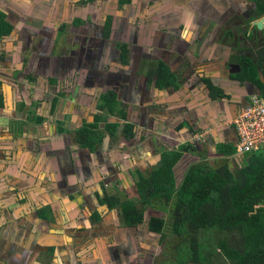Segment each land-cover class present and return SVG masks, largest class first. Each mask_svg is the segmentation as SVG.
Listing matches in <instances>:
<instances>
[{
	"label": "crops",
	"instance_id": "crops-1",
	"mask_svg": "<svg viewBox=\"0 0 264 264\" xmlns=\"http://www.w3.org/2000/svg\"><path fill=\"white\" fill-rule=\"evenodd\" d=\"M19 1L28 2L26 9L30 11L22 14L31 21V25L29 29H25L23 23V30L15 31L7 18L13 28L8 36L0 38V53L4 54V58L0 59V75L6 74L10 68L19 75L22 72L26 75L23 77L29 85L23 99H34L32 92L42 98L43 91L52 96L50 92L56 85L65 84L67 87L76 81L72 86V100L68 102L64 98L60 103L59 118L65 121L67 119V125L78 131L98 123L102 139L92 147L82 146L79 140H73L75 135H69L68 141H65V134L61 133L63 131L58 129L59 133H54L51 124L43 123L37 127L39 130L45 126L46 129L40 130L42 143L37 150L30 137L20 132L22 126L30 124L25 115L18 116V113L25 114L24 110L10 114L16 119L8 120L5 116H0V155H6V159L0 160V264H178L181 257L177 241L180 239L168 230V223L161 234L150 232L149 222L154 215L147 217L145 214V222L137 227L126 226L123 216L122 222L116 223L115 216L121 206H112L108 199L113 197L118 202L119 198L123 200L122 197H140L137 177L131 170L135 165L149 167L148 164L151 163L134 158V150L117 147L112 142V135L107 133V124L119 125L113 133L118 132L115 140H120L122 145L130 143L136 138L137 130L144 128L142 134L157 141L156 148L159 152L156 157L161 156L160 161L157 158L158 166L164 153H161L164 144L159 140L157 131L160 127L155 122L145 126L144 122L149 111V100L154 97L152 90L159 93L172 88L175 94L185 96L186 100L182 107L170 105L163 114L176 116L175 119L172 118L175 122H181L182 117L188 118L179 127L181 140H176L173 148L168 151L182 150L183 144L193 143L192 137L206 134L209 135L208 138H212L210 142L205 140L206 143L202 146L198 142L193 144L184 153L173 171L177 185L183 183L186 177L184 174L191 166H205V162L210 167L215 166V161L221 157L217 154V147L223 143L237 144L238 135L233 121L247 105V99L256 92L254 86L240 78L241 57L236 63L239 69L234 74L229 73L231 79L228 82L234 88L231 98L223 94L219 84H215L214 79L219 80L226 71L225 64L228 62L221 55V50L227 49L222 48L221 36L235 38L239 56L250 48V41L255 53L253 56H256V51L263 45L260 40L264 36V26L262 30H256L255 27L256 32L249 29L243 31L242 26L260 20L264 25V0ZM6 7L7 5L0 7L5 15L15 14L13 9ZM116 14H139V17L147 21L138 28L132 17L126 18L125 15L123 28L127 30V34L125 41L120 38L121 48L117 50L121 51L124 46L127 50L126 57L122 51L117 55L107 48L103 56L106 55L108 59L101 56L100 61L95 59L92 63L88 58H81L80 62H83L77 66L78 70L75 68L69 72L64 67L67 63L60 56L52 57L46 52L50 48L54 50L55 39L61 33L55 29L59 23L91 25L93 32L90 35L98 40L104 16L107 18L105 26L109 36L104 39L110 40V45L115 39L112 35L115 33V21L112 18H116ZM237 15L239 20L233 23L235 31L230 29L231 25L228 29L223 27V23L236 19ZM80 19L85 22H78L82 21ZM75 33L79 34L77 30ZM244 33L246 38L243 37ZM135 34H140L137 36L139 45H142L139 50H135L139 47L137 45L130 48L128 37L137 43L133 37ZM249 34L252 35L250 39ZM50 44L52 47L47 46ZM168 53L169 59L166 56ZM162 66L169 69L176 85L158 86V71ZM197 73L200 75L197 76ZM258 73L263 78L261 73H264V65ZM188 76L190 77L187 78ZM0 82L3 83L1 80ZM62 91L65 88L58 89V93L51 99L52 113L59 104L58 98ZM0 94L3 97L1 114L6 108V102L5 95ZM14 97L16 102L20 100L18 96ZM90 99L100 100V112L97 110L99 114H96V101L92 104L91 111L89 110ZM64 111L70 112L71 118L63 114ZM45 113L47 114V109ZM124 115L127 116L124 118ZM46 117L44 116V121ZM97 117L104 119L99 123L96 121ZM128 119L132 122L126 125H131L134 129V136L131 138L127 137V133L120 132L127 129L122 123ZM9 123L12 133L7 134L4 130L9 128L3 127L10 126ZM236 155L238 153L227 160L240 166L242 161L236 162ZM225 164L228 168L226 162ZM178 172H182V175ZM150 175L151 171L143 174L147 178ZM150 206L155 205H147ZM257 206L260 207L257 211L264 212L261 209L264 204ZM86 212L91 213L90 220ZM215 217L220 222L214 226H231L227 221V214L216 213ZM111 223L115 226L108 225ZM168 239L173 240L175 246H166L168 242H164ZM155 246L158 248L155 249ZM7 253H11V260Z\"/></svg>",
	"mask_w": 264,
	"mask_h": 264
},
{
	"label": "trees",
	"instance_id": "trees-1",
	"mask_svg": "<svg viewBox=\"0 0 264 264\" xmlns=\"http://www.w3.org/2000/svg\"><path fill=\"white\" fill-rule=\"evenodd\" d=\"M12 28L5 13L0 11V38L8 36ZM121 51L126 57L127 50L124 46ZM255 57L257 65L249 58L240 60V78L254 86L255 93L264 99V73H261L263 78L258 79L254 71V69H261L264 65V47L256 51ZM157 84L159 87L176 85L167 67L162 66L158 71ZM2 98L0 94V107L3 105ZM246 104V107L250 105L248 99ZM112 113H114L113 105ZM126 116L124 115V118ZM103 119V117H97L96 121L100 123ZM107 125L106 130L112 133L118 129L117 124ZM126 128L127 137H133V126L126 125ZM77 132V140L82 146L92 147L100 143L102 139V131L99 130L98 123L83 127ZM191 147L190 144L180 151H166L162 154V161L151 175L148 178L141 176L138 181L141 203L127 200L120 203L119 201L118 205L121 206V214L126 226L142 225L145 222L147 205H155L163 208L164 212H169L171 217L169 220L151 218L150 232L161 234L163 230H166L168 223V230L172 232V235L183 239L181 246H177L181 257L178 264H189L191 259L196 264H264V233L250 232L242 254L234 249H222L225 241L220 240L222 241L220 246L216 247L224 251L220 253L213 249L210 250V256H206L203 249L205 245L201 242L205 239L206 233L217 227L214 225L220 222L215 220L211 223L209 215L214 210L227 214L228 220L235 218L242 222L247 218L248 226L251 225L252 218L264 222V212L257 211L260 208L257 205L264 204V146L258 151L246 152L240 166L233 164V175L225 167V161L237 153V144H220L217 147V154L221 157L215 161V168L211 169L210 166L205 168L202 164H195L188 170L183 183L178 186L173 171L184 153ZM109 202L112 206L117 205L115 202ZM261 209L264 210V206ZM188 237L192 240L189 241Z\"/></svg>",
	"mask_w": 264,
	"mask_h": 264
},
{
	"label": "rangeland",
	"instance_id": "rangeland-1",
	"mask_svg": "<svg viewBox=\"0 0 264 264\" xmlns=\"http://www.w3.org/2000/svg\"><path fill=\"white\" fill-rule=\"evenodd\" d=\"M25 2L28 3L27 1H25ZM26 3L19 1V0H0V7L2 6V8H4L7 5L6 8L13 9L15 12V14L14 13H6L8 15V16L6 15V19L7 18L10 19L13 27H15V31H19L20 29L23 30V23H24L25 29H29V25H31V21L27 20L26 17L23 15V14H26L30 11L29 9H26V8H28V7H26ZM111 7L112 6L109 7V11H111ZM2 8L0 9V11L2 13H5L4 11H2ZM125 15H126V18L132 17L134 25L135 26L138 25V28L140 25L142 26L143 23L146 24V22H147L144 18L139 17L138 16L139 14H116L117 17L112 18V21L113 22L115 21V23H113V25L115 26V28H114L115 33L112 34L115 39L110 43V45H109L110 40L104 39V38L107 39V37H109L108 36V29H106V26H105V23H107V20H106L107 18H105V16H104L103 21L100 25V29H99L100 31H99L98 37H97V38H99L98 40H95L90 35V32L91 33L93 32V28L91 25L90 26H88V25L75 26L77 24H75L74 22L71 25L70 24L65 25V23H59L57 25V27H55V29H57L61 33H59V36L56 37V39H55L56 43L54 45V50L53 51L51 50L50 47H52V44H50V45H47V46H50L49 47L50 49H47L46 52L49 54V56L52 55V57L60 56L62 58L63 62L67 63L66 66H64V67H67V71H69V72L74 71L75 68H76V71L78 70L77 66L81 65L83 62V61L80 62L81 58L82 59L88 58V59H90V62H92V63L95 59H97V61H100L101 56H102V58L106 59L107 56L106 55L103 56V55L105 54L104 51H106L107 48L111 49L113 52H115L117 55H119V53L121 51H118L117 49L121 48L120 42L125 41L124 38L127 34L126 33L127 30L125 28H123ZM80 20H82V19H80ZM238 20H239V15H237L236 19H232L226 23H223V27L226 29L232 27L230 29L235 31L236 29H233L234 28L233 23H237ZM10 21H8V22H10ZM78 22L84 23L85 21L82 20V21H78ZM125 25H127V22L125 23ZM263 26L264 25H262V27ZM242 29H243V31L249 29L252 32H256L255 29L251 28L250 26H248V27L242 26ZM76 30L79 34L75 33ZM62 31H63V33H62ZM224 32L225 31H223V34H224ZM26 34H28V32H26ZM137 36H140V34H138V35L135 34V36H133L137 40V43L136 42L134 43V40H132L130 37H128V39L131 43L130 48H134V47H132L133 45L139 46L135 50H139L140 46H142V45H139L140 41L138 40ZM120 38H122L121 41H120ZM221 39H222V43H221L222 48H225V47L227 48V49L221 50V55L223 57L227 58L228 62H226V64H225L227 67V68H225L226 71L224 73H222V75L219 77V80L214 79V81H215V84L220 85V87L222 88L223 94L229 95V97L231 98V96L233 95L234 88H233V85L230 82H228V80L231 79L229 76V73L234 74V72H236L239 69L237 66L238 59L241 57L240 60L242 61L244 58H249V59H251V61L255 65H257V63H256L255 56H253V55H255V53H254V51H252V46H250V41L248 43L250 48H248L246 50V52H243L242 56H239V51H237V45L235 43V38L231 39V38H228L227 36H221ZM262 39L264 40V36ZM104 46H106V48ZM114 46H116V48L113 49ZM245 46H247L246 43H245ZM41 52L45 53L44 50H41ZM134 52H136V51H134ZM35 53H40V52H35ZM236 55H238L239 57H237ZM166 56L168 57V59L170 58L169 53ZM3 58H4V54L0 53V59H3ZM10 58L11 57L9 56V59ZM5 60L6 59H4L3 61L6 62ZM166 60H167V58H166ZM75 61H77L76 64H75ZM107 61H110V60H107ZM10 64H12V63H10ZM14 64L15 63L13 62V65ZM83 64L86 65V63H83ZM87 66L89 67L88 64H87ZM1 67L2 66L0 65V70H1ZM85 70H88V69H85ZM254 71L257 75V78H260L259 73H258L259 68L254 69ZM16 73L17 72L14 69L10 68L6 74L0 75V80L3 81V83L0 82V93L5 95V102H6V108L0 114V116L1 115L5 116L4 118H7L8 120L12 119V118L16 119V118H14L15 116L11 117L10 114L15 113V112L17 113L19 111L21 112L22 110H24V112H26V113L25 114H19L18 113V116L21 117V116L25 115L28 118L27 122L30 124L22 126L20 132H22L21 134H23L24 136L30 137V140L33 142V145L36 146L35 149H37V150L39 149V146L42 143L41 137L39 135L41 133L40 130L46 131V129H44L45 126H44V128L41 127L39 130L37 129V127L43 125V123L46 125L51 124L52 125L51 130L54 133H59L58 129L62 128L64 131L62 130L63 132H61V133L65 134V136H64L65 141H68L69 135H75V136H73V140L74 141L77 140L78 129L75 127H70V125L68 126L67 125V123H68L67 119H66V121H67V123H66L65 120H63L62 118H59L60 117L59 108L61 107L60 103L64 100V98H66L68 102H70L72 100V98H73L72 97V95H73L72 94L73 93L72 86H73V83H76V81H73L72 85L68 84L67 87L65 84L56 85V87L54 88L55 91L53 90L52 92H50V93H52V96L47 95V93L45 91H43L44 96L42 98L41 95L35 94V92H32L31 95L34 97V99H32V98L23 99L26 97L24 93L27 92L29 83L26 81V79H24V77H26V75L23 72L21 73V75H19L18 73L16 74ZM199 75H200V73H197V76H199ZM58 77L61 79L60 74L58 75ZM189 77L190 76H188L187 78H189ZM3 78L4 79L7 78L9 80L6 81V80H3ZM153 80H154V77H153ZM149 84L152 85L153 83H149ZM188 84H190V83H188ZM64 88H65V91H62L61 96L58 98L59 104H58V106H56L55 110L52 113L50 111L51 99L55 96L56 93H58V89H64ZM38 89H39V87H38ZM62 93H63V95H62ZM152 93H153L154 97H153V99L151 98L149 100V104H150L149 109H148L149 111L147 112L146 122H144V123H145V126L149 125V124L151 125L152 122H155V124H159L160 129L157 130L159 132V135H160L159 140L164 144L163 145L164 150L161 153H163V152L165 153L166 151L173 148V146H174L173 144L176 143V140L177 141L181 140L182 133H180L179 127L181 125H183L182 122L184 121V119H187L188 117H182L181 122H175V121H173L172 118L175 119L176 116L168 115V114L165 115L163 113L167 110V108H169L170 105H174L176 107L177 106L182 107L183 101L186 100V98H185V96H182V95L179 96V93L175 94V92L172 88H169L166 92L164 91V92H159V93H157V92L155 93V91L153 92V90H152ZM14 95L18 96L20 98V100L18 102H16L17 99L14 97ZM49 96L51 98H48ZM36 97H41V99H36ZM90 101L91 102L89 104V107H90L89 110L91 111L92 104H94V102L96 101V106H95L96 114H99L100 111L98 109V105L100 104V100L90 99ZM77 105L81 106V103H78ZM185 106H188V104H185ZM86 107H88V106H86ZM45 108L47 109V114L45 113L46 112ZM8 111H9V113H8ZM49 112H51V113H49ZM63 114H66V116H68V118H71L70 112L64 111ZM92 115H94V114H92ZM44 116H47L45 118V121L43 120ZM130 119H128L126 121L124 120L122 124L126 125L127 123H131L132 121ZM42 120L44 122H42ZM177 120H180V119H177ZM104 126H106V124ZM10 127H11V124H10V126L3 127V128H9V129L4 130L5 133H7V134L12 133V130L10 129ZM161 127L163 129H161ZM124 128L125 127H123V129ZM187 128L189 129V126H187ZM143 129L137 130L138 133H137V136H135L136 138H134L132 141H130V143H128L126 145L120 144V142H121L120 140H115L118 136L117 135L118 132L115 134V133H111L110 130H107V133L109 135H112V140H113L112 142L117 147L121 146L120 147L121 149L124 147V148H127L128 150H134V152H133L134 158H139L140 160L142 159L143 161L151 163V164H148L150 169H149V167H146L145 165L144 166H141V165H135L134 166V168H133V170H131V172L134 176L137 177V181L140 180V178L143 174L148 173L150 171L152 172L155 168H157V158H159V157H156V154L159 152V150H157V148H158L157 141L154 140V138H151L149 135L142 134ZM120 132L125 134L126 130L125 131L123 130V132L121 130ZM164 132H166V133L164 134ZM33 136H34V139H33ZM147 136L149 137L148 140H147ZM208 137H209V135H206V134H203L197 138L192 137L193 143H190V144L193 146V144L195 145V143L198 142L199 145H201V146L205 145L207 140H208L207 142L212 141V138H208ZM117 143H119L120 145H118ZM183 146L185 147V146H187V144L185 143L182 145V150H183ZM243 156H244V154L240 155L238 153V155H236V158L234 160L236 162H241V161H243V158H244ZM2 159H6V155H0V160H2ZM160 160H161V156L159 158V161ZM159 161H158V163H159ZM225 162L227 163L228 169L230 170V172L234 175V173H233V171H234L233 162L232 161L228 162V160H226ZM207 163L208 162H205V168H208ZM225 166H226V164H225ZM214 168L215 167L213 166L211 169H214ZM174 171H175V169H174ZM183 171L184 170L182 169V172ZM131 172H129V173L131 174ZM182 172L181 173L178 172V173L180 175H182ZM187 172L188 171H186L185 173L187 174ZM186 174H184V176ZM103 188H105V187H103ZM104 195H106V193L103 194V196ZM122 198H123V200H120V198H119V200L117 202L114 200L113 197H110L108 201L115 202L117 204L116 206L118 208V207H120L118 205L119 201L121 203L123 201L130 199L129 201L134 200V201H137L139 204V200H140L139 199L140 197H138V196H129V198H127V197L126 198L122 197ZM86 213L88 214V219L90 220L91 218L89 216L91 215V213H89V212H86ZM117 213H118V215L115 216L116 223L121 221V219H122L120 208H119V210H117ZM145 213H146L147 217H149L151 215H154L152 217H155V215H156L158 217L165 218L166 220H169V218L171 217L169 212H164L163 208H159L158 206L147 207ZM216 213H219V212H217L216 210H215V212H210L209 219H210L211 223L216 220V217H215ZM235 220H237V219L233 218V219L227 220L230 223V225L231 226L234 225V227H231V226L228 227L225 224L223 225L224 227H220L219 225H216L217 227L210 229V231H208L206 233V236H204L205 239L201 240V242L205 245V247L203 248V249H205L204 255L210 256V250H213V249L221 252V248L216 247V246H220L222 241H225V246L222 249L232 250V248H235V250H237L238 252H240V254H242L244 251V247L249 240V237H250L249 233L250 232H252L254 234L255 233H264L263 232L264 231V222H262V221L259 222L258 219L252 218L250 220L251 225H249V226L246 223V222H249V220L247 218L242 220V222L240 220H237V221H235ZM108 225L115 226L114 223H111ZM142 232H144V231H142ZM217 232H219V234H217ZM179 239L180 240L177 241V246L178 245L181 246V242L183 240L182 238H179ZM191 240H192V238H189V241H191ZM220 240H222V241H220ZM206 241H208V243ZM166 242H168L166 246H169L170 248H172V246H175V244H176V243H172L173 240H169V239L167 241H165L164 244ZM148 248H150V247L148 246ZM154 248L157 249L158 246H155ZM154 248H152V249H154ZM222 251H224V250H222ZM191 257H192V255H191ZM189 264H196V263L193 261V259H191V263H189Z\"/></svg>",
	"mask_w": 264,
	"mask_h": 264
},
{
	"label": "built area",
	"instance_id": "built-area-1",
	"mask_svg": "<svg viewBox=\"0 0 264 264\" xmlns=\"http://www.w3.org/2000/svg\"><path fill=\"white\" fill-rule=\"evenodd\" d=\"M249 104L241 109L233 121L239 138L237 143L239 154L258 151L264 146V99L252 95Z\"/></svg>",
	"mask_w": 264,
	"mask_h": 264
},
{
	"label": "clouds",
	"instance_id": "clouds-1",
	"mask_svg": "<svg viewBox=\"0 0 264 264\" xmlns=\"http://www.w3.org/2000/svg\"><path fill=\"white\" fill-rule=\"evenodd\" d=\"M245 26H247V27L250 26L251 28L255 29V26H253L252 24H250V25H247V24H246ZM256 30H257V29H256ZM261 30H262V29H261ZM260 36H262V34H260ZM243 37L246 38V37H245V33L243 34ZM251 37H252V35L249 34L248 38L250 39ZM260 41H261V43H263V45L260 46L259 49L262 48V47H264V40L261 39ZM252 94H253V93H252ZM253 95L259 96L257 93H255V94H253ZM245 107H246V106H245ZM240 111H241V110H240ZM239 113H240V112H239ZM237 153H238V151H237Z\"/></svg>",
	"mask_w": 264,
	"mask_h": 264
},
{
	"label": "water",
	"instance_id": "water-1",
	"mask_svg": "<svg viewBox=\"0 0 264 264\" xmlns=\"http://www.w3.org/2000/svg\"><path fill=\"white\" fill-rule=\"evenodd\" d=\"M262 20L258 21V22H253L252 25L256 27L257 30H261L262 28Z\"/></svg>",
	"mask_w": 264,
	"mask_h": 264
},
{
	"label": "flooded vegetation",
	"instance_id": "flooded-vegetation-1",
	"mask_svg": "<svg viewBox=\"0 0 264 264\" xmlns=\"http://www.w3.org/2000/svg\"><path fill=\"white\" fill-rule=\"evenodd\" d=\"M0 9H1V8H0ZM250 46H252V45L250 44ZM5 250H6V249H5ZM9 254H11V253H7V255H8V257H9L8 259L11 260ZM5 256H6V255H5ZM8 259L5 258V260H8ZM1 264H2V263H1Z\"/></svg>",
	"mask_w": 264,
	"mask_h": 264
}]
</instances>
